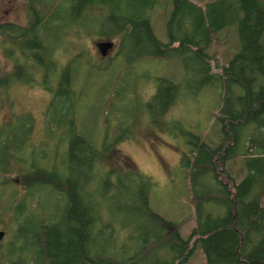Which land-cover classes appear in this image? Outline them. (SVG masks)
<instances>
[{"label": "trees", "instance_id": "1", "mask_svg": "<svg viewBox=\"0 0 264 264\" xmlns=\"http://www.w3.org/2000/svg\"><path fill=\"white\" fill-rule=\"evenodd\" d=\"M26 1L27 25L0 24L3 53L17 63L11 74H0V88L8 84L9 76L33 82L26 67L42 70V85L51 94L43 135L57 142L48 147L45 138L41 144L32 141L29 113L0 127V173L5 174L0 187L6 191L1 213L11 212L13 222L0 264H140L159 249L169 256L156 264H184L196 244L204 253L203 264H264V0H209L203 5L192 0ZM160 3L170 7L166 43L156 38L150 21V13ZM83 12L91 21L96 20L92 15L99 14L96 31L119 38L117 59L177 57L200 62L201 66L194 65V73L202 74L198 87L213 86L220 95L214 118L220 125L219 141L209 143L187 131L189 147L182 152L194 227L183 238L179 227L187 218L171 222L153 211L148 192L154 183L130 171V184L138 179L145 183L138 191L145 208L140 217L155 227L150 234L146 231L148 239L127 259L97 246L99 232L94 229L99 222H104L102 228H113L86 198L95 170L99 173L98 158L110 145L102 138L98 147L97 140L76 125L77 108L72 104L81 95L74 88L78 72H73L72 64L79 55L61 72L52 61L69 32L78 37L87 30L79 23ZM233 24L240 48L220 73L213 74L207 49L218 32ZM8 33L13 38L11 50L6 47ZM56 74L59 80L54 86L50 81ZM182 81L157 79L156 92L147 105L158 107L157 113L166 111L186 88ZM113 100V96L107 99L109 108ZM13 172L16 178L11 180L6 175ZM108 175L116 176L113 170L103 174ZM240 175L243 178L237 182ZM51 200L54 207L47 204ZM167 224L176 228L167 232Z\"/></svg>", "mask_w": 264, "mask_h": 264}, {"label": "rangeland", "instance_id": "2", "mask_svg": "<svg viewBox=\"0 0 264 264\" xmlns=\"http://www.w3.org/2000/svg\"><path fill=\"white\" fill-rule=\"evenodd\" d=\"M25 1L0 0V22L25 24ZM192 1L203 5L209 0ZM169 10L170 7L160 3L150 13L153 33L162 43L168 42L166 20ZM92 17L96 20L91 21L90 15L83 12L79 23L86 25L87 30L80 32L78 37L69 32L54 56L61 72L68 61L79 55L78 60L72 64L73 72H78L74 88L81 95L72 104L77 108L74 115L76 125L91 136V139L97 140L98 147L102 138L105 144L110 145L98 158L99 173L95 170V178L86 198L92 210L102 215L101 218L113 228H102L104 222H99L94 229L95 233L99 232L98 249L112 251L118 259H127L138 251L155 227L145 217H140L145 208L138 191L141 187L144 188L145 183L143 179H138L136 183L130 184V177L127 176L130 171L142 173L154 183L148 192L149 206L153 211L171 222L187 218L179 227L183 238H187L194 227V206L188 179L185 177L186 168L181 162L182 152L189 147L187 131L200 134L209 143L219 141L220 125L214 118L220 107V95L213 86L198 87L202 74L194 71L201 66L200 62L177 57L142 58L132 62L129 59H117L119 38H109L96 31L99 14ZM215 36L207 49L210 55V72L213 74L220 73L222 65H226L240 48L236 24L225 27ZM100 40H112L115 44L114 51L106 58L94 46ZM2 48L0 36V74H11L13 67ZM21 60L20 58L19 61ZM32 70L33 73L36 72L35 69ZM56 75L52 78L54 82L57 81ZM11 78L10 84L0 88V127L29 113L33 119L32 141L41 144L40 140L45 138L47 146L53 147L57 142L56 138H46L43 135L44 111L51 94L36 80L24 84L20 79L13 76ZM35 78H40L39 72L35 74ZM159 78L175 83L186 79L182 81L186 88L179 91L174 103L162 113H157L158 107L147 105L156 92ZM110 96L114 99L111 108L108 107L110 103H107ZM107 170H113L116 176L104 177ZM14 172L11 173L13 175L9 173L6 176H11L13 180L16 178ZM4 175L0 173V180ZM243 175L237 178V182ZM5 196L6 191L0 187V230L4 231L0 240V255L10 238L7 231L13 227L11 212H5L4 215L1 213ZM9 204L7 200L8 207ZM47 204L52 207L56 205L54 200L47 201ZM175 228L176 226L167 224L166 231L170 232ZM164 252L166 250H156L140 264H156L159 260L166 259L169 254ZM204 262L202 248L196 244L184 264Z\"/></svg>", "mask_w": 264, "mask_h": 264}, {"label": "flooded vegetation", "instance_id": "3", "mask_svg": "<svg viewBox=\"0 0 264 264\" xmlns=\"http://www.w3.org/2000/svg\"><path fill=\"white\" fill-rule=\"evenodd\" d=\"M26 4H27V1H25V6H24V8H23V10L25 9V12H26ZM26 16H27V12H26ZM2 23H15V24H18V25H20V26H25V25H27L28 24V16H27V18H26V22H25V24H20V23H16V22H11V21H5V22H2ZM0 24H1V22H0ZM0 36H1V34H0ZM7 38H8V40H9V43H6L7 44V46H8V49L9 50H11V39H13L12 38V36L10 35V33H8L7 34ZM114 48H115V44H114V46H113V49L111 50V51H109L108 53H107V55H105L104 57L106 58V57H108L113 51H114ZM56 52V51H55ZM55 52L53 53V55H52V61H53V64H55L56 66H57V70H58V72H59V62H58V60L56 59V57L54 56L55 55ZM9 61H10V64H11V66L13 67V66H15L17 63H16V61L12 58V57H9ZM69 62V61H68ZM68 64V63H67ZM24 70H25V73L27 74V75H29V77H30V79L31 80H33V81H37V83L39 84V85H41V87H44L43 85H42V83L45 81V77H44V73H43V71L42 70H37L35 73H32V74H30L31 73V71H33L32 70V68H28V67H26V68H24ZM30 72V73H29ZM39 72V75H40V78L39 79H37V78H35V74H37ZM56 76H58V74L56 75ZM51 78H55V76H51ZM12 78L10 77V79H9V82H8V84H10L11 83V80ZM15 79H18V78H16L15 77ZM14 79V80H15ZM21 80V79H20ZM59 79H58V77H57V81H58ZM57 81H55L54 82V79H52V85H54V84H56L57 83ZM23 83L24 84H26V83H30L29 81L27 82V81H23ZM55 86V85H54ZM44 90H45V87L43 88ZM48 91V90H47Z\"/></svg>", "mask_w": 264, "mask_h": 264}, {"label": "water", "instance_id": "4", "mask_svg": "<svg viewBox=\"0 0 264 264\" xmlns=\"http://www.w3.org/2000/svg\"><path fill=\"white\" fill-rule=\"evenodd\" d=\"M97 51L100 53L101 56L107 55L109 51L113 49L114 42L112 40H100L94 43ZM4 235V231L0 230V240Z\"/></svg>", "mask_w": 264, "mask_h": 264}]
</instances>
